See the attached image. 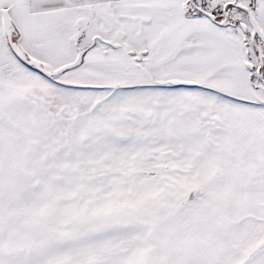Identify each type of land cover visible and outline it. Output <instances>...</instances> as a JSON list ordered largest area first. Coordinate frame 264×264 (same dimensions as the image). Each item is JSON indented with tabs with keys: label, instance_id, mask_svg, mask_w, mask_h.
Wrapping results in <instances>:
<instances>
[{
	"label": "snow or ice",
	"instance_id": "snow-or-ice-1",
	"mask_svg": "<svg viewBox=\"0 0 264 264\" xmlns=\"http://www.w3.org/2000/svg\"><path fill=\"white\" fill-rule=\"evenodd\" d=\"M0 264H264V0H0Z\"/></svg>",
	"mask_w": 264,
	"mask_h": 264
}]
</instances>
